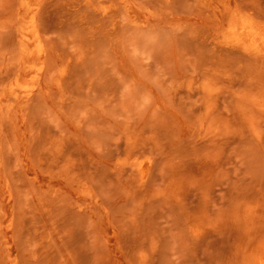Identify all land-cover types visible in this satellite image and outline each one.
<instances>
[{
    "label": "rangeland",
    "instance_id": "rangeland-1",
    "mask_svg": "<svg viewBox=\"0 0 264 264\" xmlns=\"http://www.w3.org/2000/svg\"><path fill=\"white\" fill-rule=\"evenodd\" d=\"M206 9L0 0V264L238 262L264 226V66L217 51Z\"/></svg>",
    "mask_w": 264,
    "mask_h": 264
},
{
    "label": "bare ground",
    "instance_id": "bare-ground-1",
    "mask_svg": "<svg viewBox=\"0 0 264 264\" xmlns=\"http://www.w3.org/2000/svg\"><path fill=\"white\" fill-rule=\"evenodd\" d=\"M200 1L208 8L206 10H209L211 15L214 16L213 18H215L217 22L216 27H220L222 30L221 35L217 33L212 36L211 44L213 43L217 51L226 53L229 56L247 59L253 64L263 67L264 8L256 5H249L244 0ZM144 165L145 162L140 165L143 176H145ZM262 225L260 224V228L262 227L260 230L255 226L256 234L255 236L253 234L252 237H250V234L248 237L249 240L247 239L248 241L245 242L246 237H244V242L241 244V253L236 248L239 252V257L241 254L238 262L237 257H235L236 255L233 256L236 260H232H234L236 264H264V236L261 235V232L264 234V231H262V229L264 230V226ZM257 226H259V224ZM255 228H252L253 232ZM257 229L259 232H257ZM247 233L248 230L245 232V235H247ZM257 234L261 235L262 238H259L260 236L258 237Z\"/></svg>",
    "mask_w": 264,
    "mask_h": 264
}]
</instances>
